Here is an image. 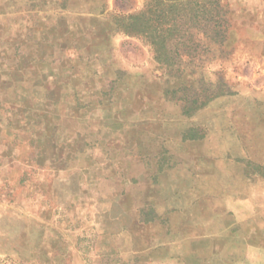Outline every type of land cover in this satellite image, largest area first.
I'll list each match as a JSON object with an SVG mask.
<instances>
[{
  "label": "rangeland",
  "instance_id": "rangeland-1",
  "mask_svg": "<svg viewBox=\"0 0 264 264\" xmlns=\"http://www.w3.org/2000/svg\"><path fill=\"white\" fill-rule=\"evenodd\" d=\"M4 59L1 82L22 61L85 82L96 135L70 164L38 159L49 139L0 147V264H146L219 219L264 232V0H0Z\"/></svg>",
  "mask_w": 264,
  "mask_h": 264
},
{
  "label": "crops",
  "instance_id": "crops-1",
  "mask_svg": "<svg viewBox=\"0 0 264 264\" xmlns=\"http://www.w3.org/2000/svg\"><path fill=\"white\" fill-rule=\"evenodd\" d=\"M13 62L12 59H4L0 61V66ZM20 63L22 64L17 65V73H13L7 80L3 79L7 83L5 88H1L3 77L0 75V94L4 101L7 100V104L4 103L0 106V147L8 148L19 141L20 146L27 145L28 147L27 142L29 144L36 143L37 147H42L45 150L49 144L48 141L41 142L39 145V140L49 139L50 145H53L52 147L57 151L54 160L48 159L44 154H39L38 159L67 164L75 162V151L69 149L83 140H91L96 135V126H94L96 122L89 121L85 115L94 102L92 99L94 96L87 95L85 82H82V87H85L84 91L81 86L75 88L69 86L72 82L68 79L48 80L44 75L35 76L26 73L25 62ZM48 83H52L50 87ZM51 87L54 91L51 90ZM80 103L83 104L80 105ZM12 106L13 108L10 109L12 113L10 112L2 118L8 112L6 110ZM49 106H51V110L47 109ZM110 124L121 129L127 125L126 122L123 123V119L114 120ZM31 135L33 138L30 142ZM21 137L24 140H19ZM26 138H28L27 142ZM33 161L28 156L26 157V163ZM54 168L56 172H62L59 170L61 167L55 166ZM72 172V170H68L65 175L69 176ZM139 191V189H130L120 192L121 202L130 200V205H134V209L132 207L130 209L135 212L144 209L142 202H138V200L140 201L138 197L142 195ZM147 209L156 212L155 206L154 208L149 206ZM152 221L153 219L146 220L144 223L139 219H132L130 224L139 226L142 223L150 224ZM214 223H218L226 229L219 234H210L200 230L198 234L189 236L183 243L169 240L162 241L161 245L158 244V241L154 245L150 243L151 247L147 246L146 248L150 251L151 258L146 264H264V232L254 230L256 227L254 221L246 222V226L252 230L245 236L240 234L238 222H236L237 225L235 222L229 224L228 221L219 219ZM174 248H180L179 253L165 254L172 250L175 251ZM162 249H166V252L162 253L163 255L159 253L154 255L155 250Z\"/></svg>",
  "mask_w": 264,
  "mask_h": 264
},
{
  "label": "trees",
  "instance_id": "trees-1",
  "mask_svg": "<svg viewBox=\"0 0 264 264\" xmlns=\"http://www.w3.org/2000/svg\"><path fill=\"white\" fill-rule=\"evenodd\" d=\"M217 22H215L214 24H216Z\"/></svg>",
  "mask_w": 264,
  "mask_h": 264
}]
</instances>
